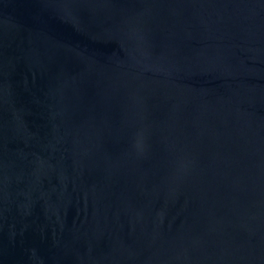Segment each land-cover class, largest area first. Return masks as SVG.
Here are the masks:
<instances>
[{
  "label": "water",
  "instance_id": "95a60500",
  "mask_svg": "<svg viewBox=\"0 0 264 264\" xmlns=\"http://www.w3.org/2000/svg\"><path fill=\"white\" fill-rule=\"evenodd\" d=\"M0 264H264V0H0Z\"/></svg>",
  "mask_w": 264,
  "mask_h": 264
}]
</instances>
